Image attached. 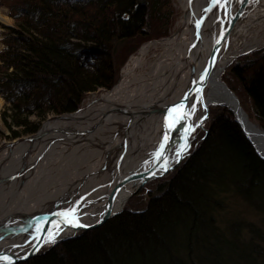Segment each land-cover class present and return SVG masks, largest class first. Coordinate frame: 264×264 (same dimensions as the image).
Returning a JSON list of instances; mask_svg holds the SVG:
<instances>
[{
    "label": "trees",
    "instance_id": "16d2710c",
    "mask_svg": "<svg viewBox=\"0 0 264 264\" xmlns=\"http://www.w3.org/2000/svg\"><path fill=\"white\" fill-rule=\"evenodd\" d=\"M168 2L3 0L12 18L0 48L1 117L10 137L35 132L48 115L73 111L86 93L110 88L127 55L166 33ZM231 72L264 128V51L244 56ZM210 109L203 141L144 208H125L99 228L11 264H230V253L241 249L246 264H264V247L239 239V225L224 232L213 217L217 196L228 190L264 215V158L230 109ZM251 232L264 244L262 230Z\"/></svg>",
    "mask_w": 264,
    "mask_h": 264
},
{
    "label": "bare ground",
    "instance_id": "6f19581e",
    "mask_svg": "<svg viewBox=\"0 0 264 264\" xmlns=\"http://www.w3.org/2000/svg\"><path fill=\"white\" fill-rule=\"evenodd\" d=\"M212 1L177 0L181 13L173 31L131 53L110 89L91 92L78 109L47 119L34 135L0 144V249L14 255L24 253L38 227L27 222L43 210L69 209L95 217L116 183L122 184L112 199L113 212L125 205L135 189L147 192L152 182L179 164L190 143L186 128L194 131L202 126L212 106L233 110L264 156L260 124L240 101L246 116L236 111L220 82L234 59L264 46V0H248L219 47L205 86L191 94L184 118L176 120L177 113L170 114L172 108L181 106L178 102L189 87L205 79L209 47L240 0H232L226 7L220 0V5L210 8ZM1 101L0 97V106ZM170 103L175 106L169 107ZM165 107L170 108V117L164 123ZM168 132L171 135L166 140ZM157 153L163 157L161 161ZM157 160L147 177L132 178ZM71 232L59 225L46 239ZM6 257L0 253V262Z\"/></svg>",
    "mask_w": 264,
    "mask_h": 264
},
{
    "label": "rangeland",
    "instance_id": "374dc122",
    "mask_svg": "<svg viewBox=\"0 0 264 264\" xmlns=\"http://www.w3.org/2000/svg\"><path fill=\"white\" fill-rule=\"evenodd\" d=\"M164 10L169 13L168 24H166V26L164 25V27L166 29V33L159 36V37L151 38L149 40H145V41L141 42L131 53L135 52L143 43L150 41V40L159 39V38L164 37V36H168L171 33V31H173L175 23L178 20V18L180 17V13H181V10L179 8V3L177 2V0H169L168 4ZM0 13L3 16V19H0V48H1L2 47L1 38H2L3 30H4V26L12 23V18L7 14V8L4 5L3 0H0ZM260 50L264 51V46L260 47V49H255L254 51H251L250 53H255V52H258ZM250 53L240 55L236 59H234L233 62H231L223 71L222 78L225 82L227 81L230 88L238 96L242 107L247 111L249 116L255 122H257L259 124L258 118L256 117V114L251 107L250 101L246 98V95L244 94V92L241 91L240 86L238 85V82L235 80V78L233 77L232 72H231V67L236 62H238L241 58L249 55ZM130 54L127 55L124 58V60L119 64L118 71H117V78H116L115 82L113 83V85L118 80V77L120 74V69L123 66V64L125 63V61L127 60V58L130 56ZM110 88H99V89H110ZM99 89H97V90H99ZM94 91H96V90H94ZM91 92H93V91H91ZM91 92L86 93L83 96L82 100L84 99V97H86ZM0 97L2 99L1 106H0V144L6 143V142H11V141H14L16 139H23V137H28V136H31V135L37 133V130H38L40 125L38 126V128L35 132L28 133V134H22V135H19L16 137H10V129L6 126V124L3 122V119L1 117V112H2V110H4L6 108L7 104L1 95H0ZM82 100L80 101V103L76 109L79 108ZM75 110H73V111H75ZM73 111L63 112V113H59V114L70 113ZM210 112H212V109L208 110L207 117L205 118L202 126L197 127L194 131H191V133L189 135L190 143H189L188 147L186 148V150L184 151V153H182V155H181L182 159L179 162V164H177L174 167V169H172L170 172L163 175L156 182H152L149 185L150 188L147 192L144 193V189H142V188L139 189L137 191V193H135L134 195H132V197L129 198L128 202L124 205V209L125 208H131V209H142V208H144L146 206V203L148 201V197H149L150 193L157 190L159 185L168 181L171 178L172 174H174L177 170H179L182 167V165L186 162V160L193 153L194 149L203 141L205 134L207 133L206 130L209 129L210 116H211ZM59 114H50L45 119H43L41 122L46 121L47 119L52 118V117L59 115ZM41 122H40V124H41ZM217 198L219 199L220 203H219V206L217 207V209L213 212V217L215 219L216 225L226 233H228L229 226H231L233 224L239 225V229H240V235H239L240 238L239 239H244V240L245 239H251V240L253 239L252 241L254 243L260 245L261 247H264V244L261 241H259L256 237H253L255 235H254V233L251 232V230H254V229H259V230H262L264 232V215L262 214V212L258 211L256 208H254L253 205H251L249 202L244 200L240 195H238L237 193H234L232 191H229V190L219 193ZM244 252L245 251H242V249H241L240 251H234V253L233 252L230 253L232 264H237V263L246 264L243 261V259L240 257L241 255L244 254ZM239 254H240V256H239ZM233 261L235 263H233ZM231 262H230V264H231ZM249 262H251V264H254V262L251 261V259H247V263H249ZM257 262H258V264L261 263L260 259H257Z\"/></svg>",
    "mask_w": 264,
    "mask_h": 264
},
{
    "label": "water",
    "instance_id": "95a60500",
    "mask_svg": "<svg viewBox=\"0 0 264 264\" xmlns=\"http://www.w3.org/2000/svg\"><path fill=\"white\" fill-rule=\"evenodd\" d=\"M232 0H228V5L231 4ZM248 0H240L238 7L236 9V11L228 16V22L227 25L224 27L223 25H221V29L219 30L218 34L216 35V38L214 40V42L211 44V46L209 47L208 50V54H207V58H206V64H205V68H204V77L205 79L202 80L200 83L193 85L192 87H189V91H186V93L181 97V99L179 100V104L183 106V113L184 110L187 106L188 100L191 96V94H193L195 91H197L198 89H202L208 79V76L211 74L212 70H213V66L215 64V61L217 59V55L219 54V50H220V46L221 44L224 42L225 38L227 37V33L229 32V30H231V28H233L238 19L242 16L243 14V10L246 7ZM210 5L212 8L214 6L213 1L210 2ZM218 15H220V11L221 8L220 6L218 7ZM200 26V20L197 21ZM198 27V29H199ZM197 29V26H196ZM219 41V42H217ZM221 84H222V90L225 91L227 94L230 95V97L233 99V101L235 102L236 105V111H238V113H242L245 115L244 110L242 109L241 105L239 104V99L237 97V95L234 93V91L225 83L224 80H220ZM177 105V102H174ZM174 103H170L169 107L171 106H175ZM172 108V107H171ZM169 109L170 108H163L162 111V120H164V123L167 121L170 117L169 115ZM173 109V108H172ZM234 119L237 121V123L239 124V126L241 127L242 132L245 134V136L247 137V139L250 141V143L252 144V146L254 147V149L256 150V152L262 157L264 158L263 155H261L257 148L255 147V145L253 144L252 140L248 137V135L246 134L245 130L243 129L241 123L239 122L235 112L233 110H231ZM66 114V113H65ZM171 114V113H170ZM208 114V110L206 111L205 114V118L207 117ZM64 114H59L56 115L54 117H61ZM175 115V114H174ZM176 120L179 118L180 113L176 114ZM45 121L41 122L39 128L41 127V125L44 123ZM166 129V126H164ZM38 128V130H39ZM261 129V133H263L264 135V128L260 126ZM37 130V132H38ZM191 129L190 127L186 128L185 131V136H189L191 133ZM207 131V130H206ZM34 135V134H33ZM171 133H167V139L168 140L170 138ZM32 136V135H31ZM29 137V136H28ZM26 138V137H23ZM163 159V157H160L158 160L161 161ZM158 160L155 162H152V164L150 165L149 168L145 169V170H141L138 171L133 177H147L149 171L151 168H153V166H155V164L158 163ZM122 183H116L114 184L113 188L110 189L108 195H107V203H105L104 206H102L101 212L99 215H96L95 217H90V216H83L81 214H76L74 211H71L69 209H59V210H43L41 212H38V214L36 215H32L30 218V221L27 222L28 225L31 224V222L33 223H37V230L35 231L34 235L32 236V241L31 243L27 246V249L24 253H22L21 255H14L12 253L3 251L2 249H0V253H4L7 254V257L2 259V261L0 262V264H11L14 262H18V261H24L27 259H30L34 256H37L43 252H45L48 248L52 247L53 245H55L57 242L59 241H63L67 238L73 237L76 234L82 232V231H86V230H92V229H96L101 227L103 224H105L110 218H112L113 216L119 214L120 212L123 211L124 206L119 209L118 211H114L113 212V208L111 206L112 203V199L113 196L115 195L116 191L118 190V188L120 187ZM139 190V188L135 189L133 192H131V194L129 195V198L132 197V195H134L135 193H137V191ZM129 200V199H128ZM128 201H126L127 203ZM125 203V204H126ZM63 226L67 229H71V233L69 234H65V235H61L60 237H56L54 240H50L48 241L46 239V236L49 232L53 231L54 228L56 226ZM28 226L25 227V229Z\"/></svg>",
    "mask_w": 264,
    "mask_h": 264
},
{
    "label": "snow or ice",
    "instance_id": "6c2138e0",
    "mask_svg": "<svg viewBox=\"0 0 264 264\" xmlns=\"http://www.w3.org/2000/svg\"><path fill=\"white\" fill-rule=\"evenodd\" d=\"M228 0H223V4L221 6H225L227 5ZM213 4L214 5H220V0H213ZM199 27V24L197 25ZM219 42V41H217ZM176 113H180V117L179 118H184V113H183V106H177L176 108L171 110V114H176ZM165 139H167V136H165ZM160 153H157V158H159Z\"/></svg>",
    "mask_w": 264,
    "mask_h": 264
}]
</instances>
